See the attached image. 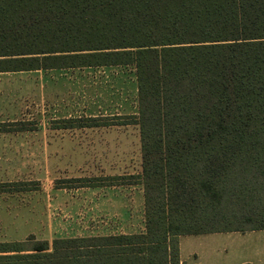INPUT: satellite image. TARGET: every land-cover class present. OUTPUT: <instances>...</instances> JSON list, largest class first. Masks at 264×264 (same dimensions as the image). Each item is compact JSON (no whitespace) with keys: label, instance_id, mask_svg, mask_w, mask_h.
Returning <instances> with one entry per match:
<instances>
[{"label":"trees","instance_id":"1","mask_svg":"<svg viewBox=\"0 0 264 264\" xmlns=\"http://www.w3.org/2000/svg\"><path fill=\"white\" fill-rule=\"evenodd\" d=\"M107 66L135 70L110 125L139 128L144 231L0 242V264H182L180 236L264 230V0H0V73Z\"/></svg>","mask_w":264,"mask_h":264},{"label":"rangeland","instance_id":"2","mask_svg":"<svg viewBox=\"0 0 264 264\" xmlns=\"http://www.w3.org/2000/svg\"><path fill=\"white\" fill-rule=\"evenodd\" d=\"M137 114L133 66L0 73V242L144 231L139 128L110 125ZM177 241L182 264H264V230Z\"/></svg>","mask_w":264,"mask_h":264},{"label":"crops","instance_id":"3","mask_svg":"<svg viewBox=\"0 0 264 264\" xmlns=\"http://www.w3.org/2000/svg\"><path fill=\"white\" fill-rule=\"evenodd\" d=\"M244 264V263H243ZM251 264V263H250Z\"/></svg>","mask_w":264,"mask_h":264}]
</instances>
